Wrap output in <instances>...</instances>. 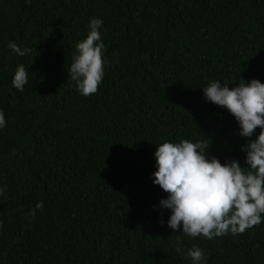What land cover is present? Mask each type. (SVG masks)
Instances as JSON below:
<instances>
[{"label":"trees","instance_id":"16d2710c","mask_svg":"<svg viewBox=\"0 0 264 264\" xmlns=\"http://www.w3.org/2000/svg\"><path fill=\"white\" fill-rule=\"evenodd\" d=\"M93 17L105 74L83 97L67 69ZM240 79L264 83V0H0V264H190L177 247L193 245L207 264H264V222L213 240L174 233L150 178L165 141L209 139V156L245 166L247 138L202 93Z\"/></svg>","mask_w":264,"mask_h":264},{"label":"clouds","instance_id":"9594fccd","mask_svg":"<svg viewBox=\"0 0 264 264\" xmlns=\"http://www.w3.org/2000/svg\"><path fill=\"white\" fill-rule=\"evenodd\" d=\"M102 28L101 19H90L87 35L75 44L67 69L74 90L83 97L95 94L104 78ZM7 47L19 57L31 52L14 41H9ZM29 77L28 69L18 64L12 87L23 92ZM229 85L211 80L202 87V93L206 102L227 110L238 124L239 135L247 138L248 142L241 147L245 166L238 160L222 163L209 156V139H181L155 145L156 170L150 178L166 194L159 201V208L170 213L167 227L182 236L213 240L243 234L264 222V83L240 79L235 87ZM6 125L5 113L0 109V129ZM257 129L259 134L255 135ZM5 190L6 185H0V196ZM42 208L43 202H39L26 214L29 223ZM177 252L190 264H207L206 254L199 246L193 245L186 252L177 247Z\"/></svg>","mask_w":264,"mask_h":264}]
</instances>
